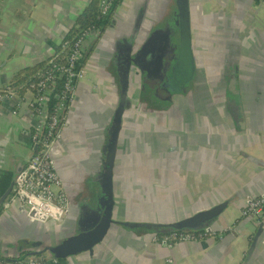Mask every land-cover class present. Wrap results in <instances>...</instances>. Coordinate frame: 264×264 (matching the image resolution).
<instances>
[{"label": "crops", "instance_id": "1", "mask_svg": "<svg viewBox=\"0 0 264 264\" xmlns=\"http://www.w3.org/2000/svg\"><path fill=\"white\" fill-rule=\"evenodd\" d=\"M91 1L0 0V89L22 68L46 61ZM174 3L119 0L105 29L86 43L85 75L76 84L52 152L66 189H80L100 165L104 130L119 95L109 58L114 40L129 37L143 10L144 38L164 24ZM189 4L196 83L190 92L172 96L171 103L159 104L141 95L139 73L131 69V106L118 136L110 227L90 250L48 264H264V218L256 223L241 215L251 198L264 193V0ZM233 73L237 81L231 90ZM27 81L0 103V198L16 167L21 169L34 151ZM4 200L0 256L7 258L52 257L48 246L80 228L88 230L102 212L97 202L91 221L80 224L81 205L72 200L62 219L40 220L18 206L5 209ZM222 201L228 203L210 234L196 242L168 247L153 241L152 233L123 224L177 221Z\"/></svg>", "mask_w": 264, "mask_h": 264}, {"label": "water", "instance_id": "2", "mask_svg": "<svg viewBox=\"0 0 264 264\" xmlns=\"http://www.w3.org/2000/svg\"><path fill=\"white\" fill-rule=\"evenodd\" d=\"M174 1L173 12L165 20L164 24L152 27L144 38L141 37L143 10L136 15L133 30L129 37L125 35L117 37L110 48L109 58L119 80V95L113 114L104 130L103 142L100 148V165L96 176L91 182L96 185L101 194V199L103 200L100 203L102 212L97 223L88 230L82 231L80 228L76 234L67 237L56 245L47 247L51 256L56 260L90 250L92 246L101 241L112 222L111 214L114 206L113 168L123 115L131 106L127 87L131 69L137 68V55L144 53L147 58L164 67L165 71H171L173 74H176L180 83L190 82L194 77L195 60L191 45L189 0ZM236 81L237 75L233 73L229 79V88L231 90L236 89ZM35 149L36 146H34ZM20 167V165L16 167L13 180L7 191L1 196L0 202L12 190L15 178L20 172ZM227 203L228 201H222L177 221L167 223L130 222L123 224L131 229L160 235L181 230L201 231L206 229L209 231L211 224L224 210ZM92 211L94 212V209ZM28 215L32 218L45 219L44 215L35 210H32ZM255 243L256 239L252 241L253 245Z\"/></svg>", "mask_w": 264, "mask_h": 264}, {"label": "built area", "instance_id": "3", "mask_svg": "<svg viewBox=\"0 0 264 264\" xmlns=\"http://www.w3.org/2000/svg\"><path fill=\"white\" fill-rule=\"evenodd\" d=\"M118 0H98L100 17L107 16ZM98 29H83L74 39L61 42L68 49L65 63H52L37 72L36 79L28 86L32 97L27 104L34 118L31 128V145L36 146L15 178L11 193L5 198L3 207H21L28 214L35 210L45 219L59 220L69 208V199L62 178L55 168L52 152L61 136L64 117L70 100L73 98L76 84L85 75L83 63L86 43L98 35ZM61 78L58 84L56 81ZM16 88L6 84L0 89V103L5 98L16 96ZM55 97V101H52ZM17 114V109L12 110ZM24 199V200H23ZM243 217H252L256 223L264 218V193L251 198L241 210ZM32 218V217H31ZM37 219V218H36ZM44 219V220H45ZM42 220V219H40ZM210 234V230H181L164 235H153V241L172 247L180 242H196ZM27 257V256H26ZM56 263L53 257L28 256L7 258L0 256V264H48Z\"/></svg>", "mask_w": 264, "mask_h": 264}, {"label": "flooded vegetation", "instance_id": "4", "mask_svg": "<svg viewBox=\"0 0 264 264\" xmlns=\"http://www.w3.org/2000/svg\"><path fill=\"white\" fill-rule=\"evenodd\" d=\"M137 56V68H135L137 69L140 77V93L144 96H150V99H152V101H156V103L164 105L171 103L172 96H174L175 94H186L190 92L193 85L196 83V61L195 73L192 80L187 83H180L176 74H173L171 71H165L164 67L159 66L151 59L147 58L144 53H139ZM175 81H178L177 85ZM97 171L94 174H91L90 177H88L86 180L80 182L81 188H78L77 191L76 189H74L75 187H73V185L69 189H66L65 183L63 181L69 203L70 201L72 202V200L74 204L77 202L79 205H81V212L82 205H84V203L90 201L93 205H96L97 202L101 203L103 201L101 199L99 189L96 188V185L91 183L92 179L96 176ZM81 216L84 218L83 223L86 224L91 221L94 215H90L86 219L84 213L82 212ZM152 234L159 236V234Z\"/></svg>", "mask_w": 264, "mask_h": 264}, {"label": "trees", "instance_id": "5", "mask_svg": "<svg viewBox=\"0 0 264 264\" xmlns=\"http://www.w3.org/2000/svg\"><path fill=\"white\" fill-rule=\"evenodd\" d=\"M118 1H116L115 5ZM115 7V6H114ZM111 19V12L105 16L100 17L98 12V0H92L77 16L76 21L72 28L65 35L63 40L70 41L74 39L79 33L86 28L95 27L98 29V32H102L105 27L108 25ZM68 54V49L65 47L59 46L55 52L44 62L36 64L31 67H25L19 70L8 82L9 86L15 87L17 91H21L25 86L19 87L26 80L27 85L33 82L37 77V72L40 70H44L46 67L50 65L48 61L52 63H65L66 57ZM83 63V60L81 61ZM61 78L57 79V83L61 82ZM52 101H55V97H52ZM138 232H145L143 230H138ZM160 235V234H159Z\"/></svg>", "mask_w": 264, "mask_h": 264}, {"label": "rangeland", "instance_id": "6", "mask_svg": "<svg viewBox=\"0 0 264 264\" xmlns=\"http://www.w3.org/2000/svg\"><path fill=\"white\" fill-rule=\"evenodd\" d=\"M166 77V76H165ZM176 82V85H177V83H178V81H175ZM93 204L90 202V201H88V202H86V203H84V205H82V212L84 213V215H85V218L87 219L90 215H92L93 213ZM83 217L81 218V220H80V224L81 223H83Z\"/></svg>", "mask_w": 264, "mask_h": 264}]
</instances>
